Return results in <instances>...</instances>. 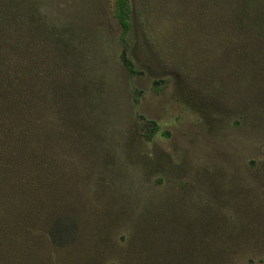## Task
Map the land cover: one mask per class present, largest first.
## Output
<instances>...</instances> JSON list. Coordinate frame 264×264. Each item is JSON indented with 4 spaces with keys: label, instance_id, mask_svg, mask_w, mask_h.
Here are the masks:
<instances>
[{
    "label": "rangeland",
    "instance_id": "1",
    "mask_svg": "<svg viewBox=\"0 0 264 264\" xmlns=\"http://www.w3.org/2000/svg\"><path fill=\"white\" fill-rule=\"evenodd\" d=\"M114 3L47 0L45 8L53 26L77 36L96 88L107 181L95 186V213L124 218L115 235L129 237L141 209L166 207L186 237L189 221L217 223L210 238L229 244L219 250L235 264H264V54H250L263 48L195 22V0L178 10L130 0V75ZM117 204L127 207L115 216Z\"/></svg>",
    "mask_w": 264,
    "mask_h": 264
},
{
    "label": "trees",
    "instance_id": "2",
    "mask_svg": "<svg viewBox=\"0 0 264 264\" xmlns=\"http://www.w3.org/2000/svg\"><path fill=\"white\" fill-rule=\"evenodd\" d=\"M161 1L178 10L185 0ZM195 1V22L264 51V0ZM114 2L121 60L132 75V8ZM46 7L47 0H0V264H220V256L235 264L219 250L229 244L210 238L217 223L182 222L186 237L168 208L149 204L131 220L129 237H117L124 218L95 213V186L107 181L96 88L84 47L51 24ZM116 206L115 216L127 207Z\"/></svg>",
    "mask_w": 264,
    "mask_h": 264
}]
</instances>
